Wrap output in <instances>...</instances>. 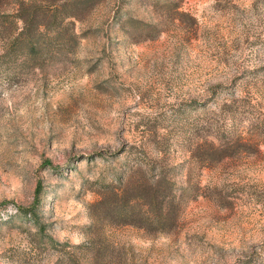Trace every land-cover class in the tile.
<instances>
[{
	"label": "rangeland",
	"instance_id": "rangeland-1",
	"mask_svg": "<svg viewBox=\"0 0 264 264\" xmlns=\"http://www.w3.org/2000/svg\"><path fill=\"white\" fill-rule=\"evenodd\" d=\"M0 264H264V0H0Z\"/></svg>",
	"mask_w": 264,
	"mask_h": 264
},
{
	"label": "trees",
	"instance_id": "trees-1",
	"mask_svg": "<svg viewBox=\"0 0 264 264\" xmlns=\"http://www.w3.org/2000/svg\"><path fill=\"white\" fill-rule=\"evenodd\" d=\"M41 192V188L40 187H38L37 189H36V200H38V195H39V193ZM36 205V204H35ZM30 210H32V209H30ZM30 210H27V211H25V214H33L32 212H30Z\"/></svg>",
	"mask_w": 264,
	"mask_h": 264
}]
</instances>
